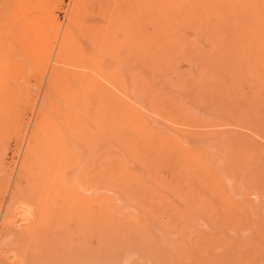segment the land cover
Listing matches in <instances>:
<instances>
[{
  "label": "rangeland",
  "instance_id": "1",
  "mask_svg": "<svg viewBox=\"0 0 264 264\" xmlns=\"http://www.w3.org/2000/svg\"><path fill=\"white\" fill-rule=\"evenodd\" d=\"M132 1L0 0V246L5 248H0V264H18L23 253L31 264L48 259V264H264V140L243 128L240 115L264 117V0ZM125 8L135 14L127 15ZM139 10L141 18L151 19L135 17ZM114 12L118 18L111 17ZM67 37L73 58L65 48ZM187 38L193 40L189 47ZM79 56L93 58L92 70ZM57 69L74 77L51 81ZM75 69L92 75L97 70L95 76L101 74L96 77L109 88L127 81L134 89L128 99L154 118L153 128L123 118L113 102L109 106L102 97L106 102L101 103L96 90L84 92L83 84L72 83L79 74ZM146 77L159 84L133 82ZM74 85L87 94L80 101ZM158 103L157 111L152 107ZM78 104L74 117L88 113L82 123L89 129L68 137L73 141L71 182L82 196L60 201L56 191H48L49 222L44 223L55 219L52 225L63 236L57 239L60 250L46 253L45 260L35 257L37 263L32 258L39 253L31 247L38 237L24 236L30 225L20 224L14 213V229L6 228L3 215L15 206V191L19 197L20 188L30 190V180L41 182L37 156L31 167L27 156L39 113L59 123ZM6 229L11 235L2 240Z\"/></svg>",
  "mask_w": 264,
  "mask_h": 264
},
{
  "label": "bare ground",
  "instance_id": "2",
  "mask_svg": "<svg viewBox=\"0 0 264 264\" xmlns=\"http://www.w3.org/2000/svg\"><path fill=\"white\" fill-rule=\"evenodd\" d=\"M110 1V0H109ZM130 1V0H129ZM132 1V0H131ZM137 1V0H136ZM142 1V0H141ZM155 2H156V0H154ZM107 2V1H106ZM106 2H104V3H106ZM125 2H126V0H125ZM125 2H123V3H125ZM133 2V1H132ZM107 3H109V2H107ZM140 3H142V2H140ZM139 3V4H140ZM147 3V2H146ZM151 3H154L153 1L151 2ZM138 3H136V5H137ZM144 5H145V3H144ZM157 5V4H156ZM108 6V5H107ZM151 6H152V4H151ZM151 6H150V11L152 10V9H154V8H151ZM109 7V6H108ZM110 7H112V6H110ZM125 7V6H124ZM124 7H123V9H121V11H123L124 10ZM143 7V6H142ZM154 7V6H153ZM129 8V7H128ZM145 8H147L146 6H145ZM126 9V8H125ZM140 9V8H139ZM148 9H149V7H148ZM141 10V9H140ZM140 10L138 11V12H136L137 14H136V16L135 17H139L140 19H147L146 17H148L147 15H146V17L145 18H141L143 15H141V16H139V13H140ZM144 11H146V10H144ZM104 12V11H103ZM126 14L128 15V13L130 12V10H129V12H128V10L126 9ZM131 12H134L133 13V15L135 14V11H131ZM130 12V13H131ZM141 12H142V10H141ZM154 12V11H153ZM123 13V12H122ZM124 13H125V11H124ZM144 13V12H143ZM142 13V14H143ZM150 13V12H149ZM148 13V14H149ZM151 13H152V11H151ZM114 14H115V12H114ZM145 14H147V13H145ZM155 13H153V14H150L149 16H151V15H154ZM106 15V14H105ZM104 15V16H105ZM112 15H113V13H112ZM111 15V17L112 18H116L117 16L119 17V15H117V14H115L116 16H112ZM130 15V14H129ZM157 15V17L155 18H153V16H152V21L153 22H155V27L158 25V20H159V14H158V6H157V9H156V14H155V16ZM108 16V15H107ZM106 16V17H107ZM105 17V18H106ZM117 17V18H118ZM144 17V16H143ZM112 18H111V21L110 22H112ZM130 18V17H129ZM132 18V17H131ZM130 18V19H131ZM148 18H150L151 19V17H148ZM124 19H125V17H124ZM107 20H108V18H107ZM110 20V19H109ZM127 20V19H126ZM134 19L132 18V20L131 21H133ZM138 20V19H137ZM131 21H128V22H130L131 23ZM148 21V20H147ZM125 22V21H124ZM142 22V21H141ZM130 23H129V25H130ZM139 23V22H138ZM149 23H151V20L149 21ZM125 24V23H124ZM123 24V25H124ZM132 24V23H131ZM137 24V22L135 23L134 21H133V25L135 26ZM142 24V23H141ZM128 25V26H129ZM143 25H145V24H143ZM152 25H153V23H152ZM140 26H142V25H140ZM103 27V26H102ZM106 27H108V26H106ZM113 27V26H112ZM112 27H111V29H112ZM116 29H117V27H115ZM138 29H139V27H137ZM136 28V29H137ZM107 29V28H106ZM137 29V30H138ZM113 30V29H112ZM120 30H123V28L121 27L120 28ZM100 31V30H99ZM109 31V33H107V34H109L110 35V30H108ZM107 31V32H108ZM139 31V30H138ZM141 31V30H140ZM123 32V31H122ZM143 32H145V30L143 31L142 30V33H140L139 35L141 36L142 35V37L143 38H141L142 40L144 39V37L146 36H143ZM88 33V32H87ZM86 33V34H87ZM98 33H100V32H98ZM90 34V32L88 33V35ZM101 34V33H100ZM99 34V35H100ZM106 34V35H107ZM139 36V37H140ZM91 36H88L87 38H89V40L91 39L90 38ZM95 37H97L98 39H99V36H94L93 35V37L92 38H95ZM104 37V36H103ZM102 37V38H103ZM85 38H86V36H85ZM105 38V37H104ZM66 39V38H65ZM67 39H68V37H67ZM110 38H108V41L110 42L111 41V39L109 40ZM92 40V39H91ZM101 40V39H100ZM105 40V39H104ZM64 41V40H63ZM68 41V44L66 43V49H67V47H69V44H70V41L71 40H67ZM91 42H93V41H91ZM95 42V41H94ZM185 46H187V47H189L192 43H193V40L192 39H189V38H187V39H185ZM96 45L98 44L97 42L95 43ZM94 44V46H96ZM102 44V42H99V45H101ZM111 45H112V43H110ZM71 45V44H70ZM99 45H97L98 46V48L100 47ZM109 45V44H108ZM79 46V45H78ZM96 46V47H97ZM105 46V44L103 43L102 44V46H101V48L103 49V47ZM37 47V46H36ZM63 47V46H62ZM71 47V46H70ZM69 47V48H70ZM69 48H68V50H69ZM80 48V47H79ZM105 48H106V46H105ZM34 50H35V48H34ZM42 50V48H38V51H41ZM60 50V49H59ZM70 50H72V48H70ZM70 50H69V53H68V55H70L71 56V54H72V58H73V56H74V51L72 50L71 52H70ZM32 51V50H31ZM36 51V53H38V51H37V49L35 50ZM67 51V50H66ZM66 51H64V52H66ZM89 52V51H88ZM101 53L103 52V51H100ZM42 53V52H41ZM46 53V52H45ZM61 54V53H60ZM66 54V53H65ZM77 54H79V53H77ZM40 55V54H39ZM80 55V54H79ZM82 55H83V53H82ZM41 56V55H40ZM36 57V56H35ZM38 58H39V56H37ZM88 57V56H87ZM38 58L36 59V60H38ZM43 58V57H42ZM69 58H71V57H69ZM85 58V57H84ZM82 59L81 58V56H79V59L81 60V61H83V64H82V66L84 67V68H89L90 69V67L92 66V64L94 65V63L92 62V60H93V58L91 59V60H89V58H85V59ZM65 60V62H66V59H63V61ZM71 61V60H70ZM73 61H74V59H73ZM97 61V60H96ZM64 62V63H65ZM75 62V61H74ZM42 63H43V59H42ZM65 64H67V63H65ZM73 64H75V63H73ZM99 65V64H98ZM98 65H96V66H98ZM62 67V66H61ZM67 67V66H66ZM64 68H65V66H64ZM63 68V69H64ZM68 68V67H67ZM74 68H75V66H74ZM74 68H72L73 70H74ZM96 69H97V67H95ZM61 69V68H60ZM95 69V70H96ZM100 69V68H99ZM101 69H103V68H101ZM62 70V69H61ZM61 70H56V71H58L57 73H55V74H53L52 76H51V81H56L57 79H59V81H62V79H60V78H62L63 76L66 78V76H68L67 75V73L65 72V70L63 71V72H61ZM68 70V69H67ZM75 70H77V71H79L78 69H75ZM90 70H92V69H90ZM98 70V69H97ZM96 70V71H97ZM60 71V72H59ZM95 71V72H96ZM100 71V70H99ZM102 71L103 70H101V73H102ZM81 72V70L79 71V74L78 75H76L75 77L76 78H78V79H76L75 78V80L73 81L72 79H71V81H72V83H77V81L79 82V83H81V85H82V88L83 87H85V90H84V92H87V90H86V88L87 89H93V90H96L95 92H96V96H97V98H99V96H100V100H101V103H103V101H104V99L107 101H104V103L106 102V103H108V102H110V103H108V105L110 104L111 105V103L113 102V106L114 105H117L118 106V110H117V114H119V115H121L123 118H126V119H132V120H134V122H136L138 125H140L141 127H145V128H153L152 127V119H154V118H152V119H150V118H148V116H146V115H144L143 113H141V109L139 110L133 103H132V101L131 100H129L128 98H129V96H131V95H133V97H134V94H130L129 93V91L130 90H134V89H131V86L132 85H127V81H126V84H121L120 83V85L118 86L117 85V87H116V89H115V87L113 88L112 86H110V87H112V88H109L108 86V84L106 85V84H104V83H106V82H101V80H99L96 76H98V74L95 76V72H94V74L92 75V74H90V73H88V72H83L82 71V73H80ZM104 72V71H103ZM133 72V71H132ZM136 72V71H135ZM137 72H139V71H137ZM130 73V72H129ZM129 73H128V77L130 76L129 75ZM104 74H105V72H104ZM206 73L204 72V71H200V75H205ZM101 74H99V76H100ZM139 75V74H138ZM70 76H72V77H74L73 76V73H72V75L71 74H69V76H68V78L70 77ZM78 76V77H77ZM102 76V75H101ZM139 76H141V75H139ZM143 76V75H142ZM104 77V76H103ZM131 77V76H130ZM64 78V79H65ZM122 78V77H121ZM123 78H125L124 76H123ZM70 79V78H69ZM104 80H105V78H103ZM107 80H109V78H106ZM111 79V78H110ZM130 79V78H129ZM128 79V80H129ZM131 80V79H130ZM66 81V82H65ZM69 80H64V82L65 83H67ZM71 81H69V83L67 84L70 88H73V87H71L72 85H70V84H72L71 83ZM76 81V82H75ZM123 81H124V79H123ZM130 82V81H129ZM133 82H135V83H142V84H147L148 86L149 85H153V84H159L158 82H152L151 80H150V78H147L146 77V79H142L141 81H139V80H134ZM125 83V82H124ZM163 84V83H162ZM103 85L105 86V87H103ZM113 85H115V84H113ZM157 85H156V87H157ZM139 86H141V85H139ZM77 87V88H76ZM75 87V85H74V88L75 89H78V86H76ZM133 87H134V85H133ZM136 87V86H135ZM142 87V86H141ZM150 87V86H149ZM74 89V90H75ZM141 89V88H140ZM142 89H143V87H142ZM153 89V88H152ZM79 91H81V93H79V97L77 98V100L80 98V97H82L83 95L85 96V94L82 92V90L80 89V87H79V89H78ZM151 90V89H150ZM154 90V89H153ZM98 91H99V93H101V94H99L98 93ZM131 91V92H132ZM147 91V90H146ZM74 92V91H73ZM92 92H94V91H92ZM94 92V93H95ZM152 92V91H151ZM93 93V94H94ZM133 93H135V92H133ZM151 94V93H150ZM70 95H72L73 97H72V99H75L74 98V96H76V94H70ZM123 95H125L126 97H127V99L129 100H126L124 97H123ZM145 95V94H144ZM149 95V94H148ZM86 96H87V94H86ZM85 96V97H86ZM92 96V95H91ZM85 97H83V99L85 98ZM89 97V96H88ZM102 97H104V99L102 98ZM90 98V97H89ZM131 98V97H130ZM147 98V97H146ZM86 99V98H85ZM102 99H103V101H102ZM134 99V98H133ZM132 99V100H133ZM145 99V98H144ZM148 99V98H147ZM78 101H80V99L78 100ZM86 101V100H85ZM145 101V100H144ZM148 101H149V99H148ZM147 101V102H148ZM156 101H158V99H156ZM87 103L86 104H88L89 102H88V100L86 101ZM138 102V101H137ZM136 102V103H137ZM152 102H153V100H152ZM158 102H160V101H158ZM139 103V102H138ZM155 103V102H154ZM162 103H163V101H162ZM73 104V103H72ZM149 104V103H148ZM151 104V103H150ZM164 104H166L165 105V107H166V110H167V106H168V110H169V108H170V106H169V104L167 105V103H165L164 102ZM164 104H163V106H164ZM76 105V104H75ZM104 105V104H103ZM107 105V104H106ZM107 105V106H108ZM109 105V106H110ZM111 105V106H112ZM71 106V105H70ZM80 105L78 104V106H75V107H73V109H72V111H69V112H73V115H70L69 114V112H66V113H68L65 117H64V113H63V115L61 116V118H59L58 120H61L59 123L58 122H55V121H51V120H49V116L46 114V112L45 111H42L41 113H39V118H38V123H36V125H35V128L33 129V132H32V135H31V140H30V143L28 144V148H27V150H28V152H27V156L29 155V159H31V158H33V155H35V156H37V160H36V157H35V159H31V161H29L28 163H31V165L30 164H26L27 165V167L25 166V170L29 167L28 165H30V167L32 166V160H33V162H34V160H36L37 162H39V163H37V165L39 166V172L40 173H38V174H41V182L39 183V185H38V183L36 184V183H34L36 186H37V188H34V184H31V178H28V180H30V183H28V185L30 184L31 186H29V187H31L30 188V190L29 191H27V189L26 190H22V188H20L21 190H19V197H16L15 196V194H16V191H15V194H14V196L16 197V198H14L13 199V197H12V201L14 200V207H12L11 209H8V212L5 214L6 216H4L3 214V217H5V219H4V224L5 225H3V226H7L8 228H12V229H14L12 226H11V217H12V214H16V216H17V219L19 220V222H20V224H26L27 226L28 225H30V227L28 228V230L26 231V227H24V231H25V235L24 236H26V232H28V237H31V235H32V237L34 238V236L35 237H38V239H33V240H35V241H37V242H35V241H32V243H34L35 244V248L32 246L31 247V250H32V252L33 253H35V254H37V253H39V255H41L40 257H39V255L38 256H36V255H34L33 253V258L32 259H35V262H37V259H39V258H43L44 260L45 259H48L47 258V256L48 255H46V253L47 254H49V253H54V251L56 250V249H59V248H57L58 246H57V243H58V238L59 237H62V236H60L61 235V233H60V230H59V228L57 227V224H55L56 226H54V225H52V222L55 220H51V224L49 225V224H45L44 222L46 221L47 222V219H48V213L50 212L49 211V208H50V206H48V203H50L49 201L51 200V197H52V194H51V192H53V191H56V197H58L59 198V200L61 201V200H63V199H68V198H70L71 197V195H74L75 197H76V195L77 196H80L81 194H79V193H75V188L73 189V184H72V182H71V179H72V177H73V173H72V171L70 170L71 169V166H70V162L72 161V158H73V154H71V150H70V147H69V145L71 146L72 144H70V142L71 143H73V141L71 140L70 141V137H68V136H70V135H72V136H74V135H76V134H80V135H82L81 133H79L80 131V129H82L83 130V132H85V129H89L88 128V126L86 125V124H84V123H82V119H83V117L84 116H87V114L88 113H85V115L82 117V119L80 118H76V117H74V111H75V109H78V107H79ZM158 107H160L161 108V106L159 105V103L158 104H156V105H154V107H152V108H155L157 111L158 110H161L160 108H158ZM173 107H174V105H173ZM180 107H182V106H180ZM179 107V108H180ZM114 108V107H113ZM143 108V107H142ZM109 109L111 110V108L109 107ZM114 109H116V107L114 108ZM146 109V108H145ZM163 109V108H162ZM184 109V108H183ZM45 110V109H44ZM148 110V109H147ZM164 110V109H163ZM182 110V109H181ZM41 111V110H40ZM165 111V110H164ZM173 111V110H172ZM111 112V111H110ZM113 112V111H112ZM182 112V111H181ZM171 113V111L168 113V114H170ZM176 114L178 113V111H176L175 112ZM77 115V114H76ZM82 115H83V113H82ZM115 115V114H114ZM184 115H186V116H184ZM241 115V119H242V121H241V125L243 126V128H248V130L250 129V128H252L255 132H257L262 138H263V140H264V117H261V116H258V115H255V114H252V113H250V115H244V114H240ZM78 116H80V113H79V115ZM77 116V117H78ZM100 116V115H99ZM183 116L184 117H187V119L189 118L188 116H189V114H187L186 112L185 113H183ZM264 116V115H263ZM88 117H89V119H91L92 117L90 116V115H88ZM165 117V116H164ZM193 117V119H195L194 118V116H191V118ZM94 118V119H93ZM93 118H92V120H94V122H95V118L96 117H94L93 116ZM190 118V119H191ZM88 119V118H87ZM97 120L99 119V117L98 118H96ZM173 119H174V116H173ZM186 119V118H185ZM184 119V120H185ZM79 120V121H78ZM183 120V121H184ZM239 120H240V117H239ZM78 121V122H77ZM180 121V120H179ZM187 121V120H186ZM91 122V121H90ZM157 122V121H156ZM177 122V121H176ZM185 122V121H184ZM183 122V123H184ZM193 123H194V121H192ZM97 123H98V121H97ZM158 123V122H157ZM191 123V122H190ZM101 124V123H100ZM99 124V125H100ZM106 124V123H105ZM160 124V123H159ZM246 126H244V125ZM162 125V124H161ZM85 126H87V127H85ZM104 126V125H103ZM162 128V127H161ZM158 129H160V128H158ZM224 132V131H223ZM216 133H217V131H216ZM41 134H44V135H46V137H45V139L43 140V138H44V135H43V138H41ZM84 134V133H83ZM97 135V134H96ZM95 135V136H96ZM75 138V137H74ZM208 138V137H207ZM83 139V138H82ZM86 139V138H85ZM209 139H210V136H209ZM208 140V139H207ZM211 140V139H210ZM209 140V141H210ZM243 142V141H242ZM244 143V142H243ZM252 146H256L255 144H253L252 143ZM73 147V146H72ZM74 148V147H73ZM76 150V149H75ZM76 152V151H75ZM27 158V159H28ZM27 161V160H26ZM27 163V162H26ZM36 164H34L33 165V167H35V166H37ZM33 167H32V169H33ZM35 169V168H34ZM24 170V171H25ZM28 172L30 171V170H27ZM81 172H82V174L84 175V177H86V173H87V171H82V170H80ZM26 172V171H25ZM80 172V173H81ZM261 173L263 172V171H260ZM79 173V174H80ZM118 173V172H117ZM28 174H30V172L29 173H27V177H28ZM31 175H33L34 176V174H31ZM29 177H31V176H29ZM79 177H80V175L77 177V180L79 181ZM260 177H263V175H261ZM38 179L40 178V177H37ZM32 180H33V178H32ZM98 181H100V180H102L103 181V179H101V177H99L98 179H97ZM82 181H84L83 179H80V181H79V183H78V185L80 184V185H83L82 184ZM97 183V186L99 187V188H102L101 187V183H98V182H96ZM61 184V185H60ZM33 185V186H32ZM60 185V186H59ZM77 185V187H79ZM88 185V184H87ZM261 185H262V182H261ZM89 186V185H88ZM32 187L34 188V189H32ZM81 187V186H80ZM95 187V186H94ZM25 188V187H24ZM32 189V190H31ZM14 190H16V189H14ZM51 190V192H48V191H50ZM82 190V189H81ZM18 191V190H17ZM48 193H50V194H48ZM55 193V192H54ZM255 194H257L256 193V191H255ZM17 195V194H16ZM48 195V196H47ZM147 195V194H146ZM82 196V195H81ZM57 198V199H58ZM53 199V198H52ZM74 199V198H73ZM58 200V201H59ZM69 200H71V198L69 199ZM55 201H56V199H55ZM73 201V200H72ZM70 202V201H69ZM13 203V202H12ZM58 203V202H57ZM64 203V202H63ZM63 203H62V205H60V206H63ZM149 203V202H148ZM69 204V203H68ZM11 205H13V204H11ZM51 205H55V204H51ZM70 205V204H69ZM78 206V205H77ZM253 206V205H252ZM251 206V207H252ZM146 207H148V206H146ZM10 208V207H9ZM68 208V207H67ZM253 208H255V207H253ZM252 208V209H253ZM57 209V208H56ZM64 209V208H63ZM54 210V209H53ZM150 210V209H149ZM49 211V212H48ZM68 211V210H67ZM74 211V210H73ZM253 211V210H252ZM59 212V211H58ZM60 212H62V211H60ZM70 213V212H69ZM68 213V214H69ZM57 214V213H56ZM71 214V213H70ZM66 215V214H65ZM16 216H14L13 217V219H16ZM56 216V215H55ZM63 216H64V214H63ZM73 216V215H72ZM58 217V216H57ZM60 217V216H59ZM70 218V217H69ZM73 218V217H72ZM17 219H16V222L15 223H18L17 222ZM71 219V218H70ZM64 220V219H63ZM253 220V219H252ZM3 221V220H2ZM57 221H61V220H57ZM56 221V222H57ZM73 221V220H72ZM13 222V223H14ZM48 222H49V220H48ZM47 222V223H48ZM2 223V222H1ZM14 223V224H15ZM13 224V225H14ZM62 224H64V221H63V223ZM25 225V226H26ZM52 225V226H51ZM69 225V224H68ZM15 226H16V224H15ZM17 226H19V225H17ZM24 226V225H23ZM110 226V225H109ZM5 227H4V229H5ZM6 227V228H7ZM61 227V226H60ZM72 228V227H71ZM2 229H3V227H2ZM12 229H11V231H12ZM19 229H21V232H23L22 231V228H19ZM10 229H6L5 231V234H3V236H2V240H4V239H8V237L11 235V233H9L8 231H9ZM17 230V228H15V230H14V232ZM64 230V229H63ZM19 232H20V230H18ZM13 232V231H12ZM17 232V231H16ZM62 232V231H61ZM64 232V231H63ZM85 232V231H84ZM108 232H109V227H108ZM4 233V232H3ZM110 233V232H109ZM13 234H16V233H13ZM21 234H23V233H21ZM27 237V236H26ZM25 237V239H27ZM68 237V236H67ZM112 238H114V237H112ZM116 238V237H115ZM114 238V240L116 241V239ZM122 238V237H121ZM30 239V238H29ZM29 239L28 240H26L27 242L29 241ZM123 239V238H122ZM122 239H120V240H122ZM19 240V239H18ZM21 240V239H20ZM32 240V239H31ZM0 241H1V239H0ZM11 241V240H10ZM16 241V240H15ZM15 241H14V243L13 244H15ZM17 242V241H16ZM122 242V241H121ZM123 242H124V240H123ZM10 243V242H9ZM12 243H10V244H12ZM31 243V242H30ZM31 243V244H32ZM61 243V242H60ZM120 243V242H119ZM8 244V243H7ZM17 244V243H16ZM27 244H29V242L27 243ZM30 244V245H31ZM101 244V243H100ZM122 244V243H121ZM23 245V244H22ZM29 245V246H30ZM33 245V244H32ZM90 245V244H89ZM2 246H4V245H2ZM2 246H0V248L1 249H5V248H2ZM11 246H13V245H11ZM11 246H9V248L11 247ZM14 246H16V245H14ZM20 246V245H19ZM24 246V245H23ZM5 247H7V245L5 246ZM8 248V249H9ZM12 248V247H11ZM21 248V247H20ZM32 248H34L36 251H33V249ZM7 249V250H8ZM14 249V248H13ZM12 249V250H13ZM15 249H16V247H15ZM30 249V248H29ZM91 249V248H90ZM6 250V251H7ZM30 250V251H31ZM60 250V249H59ZM95 250V249H94ZM2 251V250H1ZM10 251H11V249H10ZM9 251V252H10ZM15 251V250H14ZM18 251V250H17ZM28 251V250H27ZM8 252V251H7ZM37 252V253H36ZM61 252V251H60ZM103 252V251H102ZM15 253H17V252H15ZM40 253H42V254H40ZM62 253V252H61ZM11 254H12V252H11ZM18 254H20L19 253V251H18ZM45 254V255H44ZM55 254V253H54ZM53 254V255H54ZM90 254V253H89ZM94 254V253H93ZM102 254V253H101ZM13 255V254H12ZM23 255V256H22ZM53 255H52V257H53ZM73 255V254H72ZM21 256H22V259L24 258V260H23V263H25L26 261L28 262V264H31V263H29V260L31 259V258H29V254L28 255H26L25 253H23V254H21ZM77 256V255H76ZM103 256V255H102ZM16 257V256H15ZM18 257V256H17ZM32 257V256H31ZM35 257H38L37 259L35 258ZM19 258H21V257H19ZM54 258V257H53ZM2 259V258H1ZM14 259V258H13ZM16 259H18V258H16ZM22 259H21V261H22ZM55 259L57 260V258H56V256H55ZM54 259V260H55ZM76 259H77V257H76ZM75 259V260H76ZM6 260V259H5ZM19 260V259H18ZM43 260V261H44ZM55 260V261H56ZM74 260V261H75ZM87 260V259H86ZM93 260V259H92ZM0 261H2V260H0ZM20 261V260H19ZM18 261V264H20L21 263V261L19 262ZM32 261V260H31ZM40 261H42V259L40 260ZM47 261V264L49 263V259L48 260H46ZM13 262H16V261H14L13 260ZM106 262V261H105ZM22 263V264H23ZM33 263V262H32ZM38 263V262H37ZM46 263V262H45ZM44 263V264H45ZM57 263H59V262H57ZM67 263V262H66ZM7 264V263H6ZM35 264V263H34ZM39 264V263H38ZM41 264V263H40ZM52 264V263H51Z\"/></svg>",
  "mask_w": 264,
  "mask_h": 264
}]
</instances>
